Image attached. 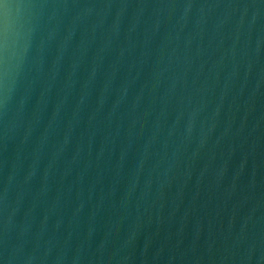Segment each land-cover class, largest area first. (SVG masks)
Returning a JSON list of instances; mask_svg holds the SVG:
<instances>
[{
    "label": "water",
    "instance_id": "water-1",
    "mask_svg": "<svg viewBox=\"0 0 264 264\" xmlns=\"http://www.w3.org/2000/svg\"><path fill=\"white\" fill-rule=\"evenodd\" d=\"M0 264H264V0H0Z\"/></svg>",
    "mask_w": 264,
    "mask_h": 264
}]
</instances>
